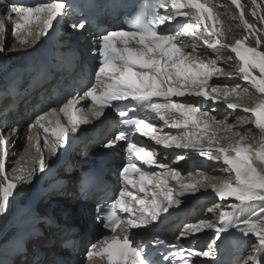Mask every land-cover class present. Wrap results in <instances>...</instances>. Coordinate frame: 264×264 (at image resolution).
<instances>
[{
    "label": "snow or ice",
    "instance_id": "6c2138e0",
    "mask_svg": "<svg viewBox=\"0 0 264 264\" xmlns=\"http://www.w3.org/2000/svg\"><path fill=\"white\" fill-rule=\"evenodd\" d=\"M233 3L237 7L240 6L239 0H233ZM65 9V3L56 0L28 7L13 4L5 11L9 21L13 14L23 18L24 23L17 21L12 32L13 36L18 38L19 46L27 48L29 44L35 45L42 36L47 35L49 30L54 28L53 22L59 23L58 17L61 20L64 18ZM241 15L243 16V13ZM212 16L213 8L202 0H145L143 6L127 22L134 30H126V26L107 30L95 42L97 47L93 53L99 57L95 86L87 90L84 96L90 97L101 106L100 110L94 112L95 116H103V108L107 106L115 109L120 117L123 128L104 146L115 149L118 142H126L125 164L120 170L122 190L118 198L110 204L109 211L103 216L98 215L97 218L114 231L121 223V216L118 215L120 210L129 214V218L123 222L126 231L147 226L157 221L162 211L167 213L173 203L179 204L178 197L186 190H196V185H202L205 180L218 194V199L234 198L238 203L232 206V212L219 211L216 219L222 225L220 227L213 221L200 219L195 223L186 224L171 242L157 238L154 243L165 248L163 253H159L160 261L149 259L144 240H136L137 246L132 247L133 241L128 236H125L123 241L113 237L111 242H105L106 246L101 247L99 252L95 251L96 245H92L86 253L89 261L95 255L107 253L110 264H194V258L209 257L215 254L214 251L211 246L209 250H202L194 245L182 244L181 239H190L203 228L215 229L219 235L231 227H238L242 234L252 235L257 241L255 245H251L256 253L255 257H250L245 264H264V169L254 166L253 156L249 151L251 146L243 145V135L235 146L218 147L215 149L218 154L212 156L213 144L218 141L209 133L225 126L226 122L217 120L211 111H201L198 107L200 98L215 102L218 96L227 98L233 94L240 95L236 88L227 90L219 85L210 87L208 84L214 75H219L216 65L220 59V48L230 49L235 53L240 62L236 74L264 94V51L248 46L245 42L247 37L237 40L234 45L222 43V38L216 31H211L209 37H205L203 33L209 31L206 20ZM178 17L188 18V23L180 30L172 31L161 27L176 21ZM33 19L40 21L37 25L39 31L26 27ZM245 24L249 30L252 29L253 26L247 21ZM71 27L75 29L77 25L73 24ZM78 27L84 28V23H80ZM6 32V22L0 20V53L9 50L5 48ZM198 38L207 45V49L215 53V59H208L203 53L196 52L195 41ZM256 44H260L259 37H256ZM16 47L14 44L12 50H16ZM227 75L231 77L233 74ZM97 87L105 88L102 95L96 94ZM174 97L187 99L181 101ZM67 107L68 105H65V108ZM227 107L235 110L238 106L229 104ZM244 111L254 114L255 126L264 136V103L256 108H245ZM43 118L42 116L39 119ZM157 118L174 129L183 130L175 134H161L162 129L157 130ZM240 121L246 122L244 117H241ZM73 123L86 125L89 121H80L74 117ZM226 127L231 130L233 125ZM190 128L197 129V132L188 131ZM54 131L58 137L57 142L49 144L45 139V146L52 154H56L58 144H63L67 138V130L63 127ZM137 134L164 149L206 154L214 161L226 165L228 172H234L235 183L230 179L217 182L204 177L195 183L184 184L181 171L158 160L157 157L161 153L157 148L142 145L141 141L135 138ZM13 143L14 139L6 140L0 132V148L4 149L0 152V174L5 172V157L10 155L7 146ZM259 156L264 160V148ZM133 158L137 162H133ZM183 158L180 154L175 156L176 161ZM140 163L149 167L156 166L160 171H145L139 166ZM45 170V158L41 155L39 172L43 173ZM36 171L34 166L21 169V175L16 177L15 183L5 177L7 182L0 184V214L6 212L13 191L18 185L31 183ZM134 174H138V178ZM169 180L176 181L178 188L169 186ZM125 185H131L145 195L137 197L134 192L127 191ZM133 202L138 203V210H134ZM253 204L258 207L250 215L243 216L244 207Z\"/></svg>",
    "mask_w": 264,
    "mask_h": 264
},
{
    "label": "bare ground",
    "instance_id": "6f19581e",
    "mask_svg": "<svg viewBox=\"0 0 264 264\" xmlns=\"http://www.w3.org/2000/svg\"><path fill=\"white\" fill-rule=\"evenodd\" d=\"M245 3V7L247 10V14L250 15L249 17V22L250 24L253 26L251 30H249L248 28H245L244 25H242V29L240 26V29L236 26L237 22L233 21L231 17H233L232 14H229V8L226 7H221V8H217V13L220 15L221 20L224 23L225 26V30L223 31L225 34V38L227 41L232 42V41H237L240 39H244L245 37H247L246 39V43H248L249 45L253 46V47H258L259 49L264 51V0H243ZM225 3V2H223ZM220 4V3H219ZM226 4V3H225ZM240 25V24H238ZM256 37L260 38V44L257 45L256 44ZM8 40L12 41L13 39L11 37H7ZM17 49H20L17 48ZM205 53H210L209 51H205ZM5 55H3L4 57ZM225 58V59H229V56H222L220 57ZM217 63H221L222 65H219L220 68H224V69H219V71L221 72V74H225V73H231L232 72V65H230V63L224 64L221 60L217 61ZM216 83V86L219 85L221 88L223 87H227V90H230L232 88H236L237 92L240 93V95H230L228 96V98H231L233 100L245 103L250 105L252 102L260 99V94L257 93L256 89H254L253 85H251L248 82H242V81H237V80H229L226 78H221L220 80L215 79L213 84ZM249 95L253 96V99H248ZM201 108L203 110H207V111H211L212 115L215 116V118L217 120H224L226 122L225 126H222L219 129L215 130V135H216V139L226 142V143H232V142H236V141H240V136L243 135L245 136V140L244 142L247 144V146H251V147H255L257 146V148L260 149V152L262 150V148H264V144H262V141H264V137L261 136V138H259L258 140V131L255 130L253 127H251L250 125H248V118H245L246 122H241L239 118H232L231 120H229V113H227V111H222V110H217L214 109L213 107H209L208 105H203L201 106ZM240 117V118H241ZM226 125H233V127L231 128V130H228ZM234 138V140L232 139ZM24 138L23 136H19L18 139H16V146L12 149V151L14 149L20 148L21 143L23 142ZM27 157H32L31 154H28L26 156ZM25 160V158L23 159ZM201 165H197L198 169H202V170H207L210 171V169H207L208 165L205 162H201ZM254 165L258 168V169H264V160L259 158H255V162ZM219 168V167H217ZM223 168V167H221ZM226 170V169H225ZM225 170L223 169L222 172H218V173H214L211 171L209 173L204 172L203 174H200V172L195 173V179L198 180H202L204 177L209 178V180L211 179H215V180H221L223 178L226 177L225 175ZM11 180L14 181L15 180V176L14 174L11 175ZM207 181V180H205ZM5 183V181L0 177V184ZM70 186V185H68ZM71 187V186H70ZM18 189H15L13 192L14 193H18ZM43 200H45V202H42ZM47 197L45 196L42 201H40L38 203L37 209L35 210H26L27 213L29 214V219H27L25 222H28L30 220H35L39 217V215L41 214V210L43 208L46 207L47 205ZM56 203L60 204V205H64L65 207L69 208L72 213H77L78 210L76 209L75 206L72 205V203H76L74 202V198L72 199H62V198H55ZM258 207L257 204H253L250 206H246L244 207V211L243 214L245 216H248L251 214V212L253 210H255ZM23 215L25 214H19L16 215L13 219H11V221L9 220L8 222L4 223L3 225L0 226V251L2 250V248H5L3 250H6L8 252H12V247L11 246H19L21 243L25 242L27 237V231L25 230L24 225H21V223L23 222ZM217 215H214L212 217H209V219H211V221L215 222L217 219ZM204 220H206L205 218H203ZM207 219V220H209ZM195 223V222H192ZM41 230H45V235L46 237L49 238V241L47 243H45L44 241H39L37 238H34L33 240H27L26 241V246L28 247L29 245L31 246H35V248H40V249H44L47 250L48 245L50 246H54L55 245V239L57 238L58 235L60 234H66L68 233V230L66 229V231L64 230H60L57 232H54L55 230H52V228H49L48 225L41 224L39 223ZM80 226V225H79ZM82 231H80L79 234H83L84 236L87 237L89 236L88 233V228L86 227V225H82V228H80ZM7 233H10V238L5 241L6 239V235ZM86 233V234H85ZM253 236L252 235H245L244 236V240L245 242L249 241V239H251ZM21 258H15V264H34L32 262V260L30 259V255L28 254L27 248L26 250L20 255ZM14 263V262H13ZM1 264V263H0Z\"/></svg>",
    "mask_w": 264,
    "mask_h": 264
},
{
    "label": "rangeland",
    "instance_id": "374dc122",
    "mask_svg": "<svg viewBox=\"0 0 264 264\" xmlns=\"http://www.w3.org/2000/svg\"><path fill=\"white\" fill-rule=\"evenodd\" d=\"M248 99H253L252 95H249ZM234 140V138H232ZM10 238V233H7L5 241H7Z\"/></svg>",
    "mask_w": 264,
    "mask_h": 264
}]
</instances>
